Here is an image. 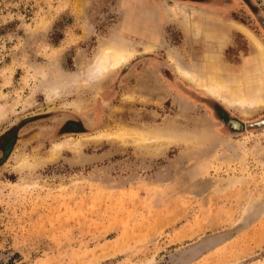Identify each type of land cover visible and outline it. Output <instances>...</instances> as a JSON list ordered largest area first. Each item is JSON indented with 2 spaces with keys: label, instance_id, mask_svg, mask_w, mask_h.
<instances>
[{
  "label": "rangeland",
  "instance_id": "obj_1",
  "mask_svg": "<svg viewBox=\"0 0 264 264\" xmlns=\"http://www.w3.org/2000/svg\"><path fill=\"white\" fill-rule=\"evenodd\" d=\"M231 23L264 44V0H0V264H264V126L246 127L264 106L228 107L169 61L237 75L255 50ZM114 36L137 56L90 83ZM151 129L182 139L128 135Z\"/></svg>",
  "mask_w": 264,
  "mask_h": 264
},
{
  "label": "bare ground",
  "instance_id": "obj_2",
  "mask_svg": "<svg viewBox=\"0 0 264 264\" xmlns=\"http://www.w3.org/2000/svg\"><path fill=\"white\" fill-rule=\"evenodd\" d=\"M129 2H131V0H129ZM169 10L173 18H178L179 20L183 19V22H186V24L190 26L191 15L187 12L188 10L186 11L179 5L172 6ZM192 12L194 11L192 10ZM233 23H231V26L236 27V30H240V32L248 38L255 50L251 65H245L242 71L237 75L231 73L229 68L224 71L223 64L212 55L205 57L202 62L197 63L199 66H195V68L191 66L185 67L179 60L173 59L172 57L169 58V61L174 64L176 72L181 79L193 84L196 88L220 101L222 104L238 109L239 111L241 110L243 114H247L248 112L259 110L264 106V44L244 26ZM195 32L198 35L200 30L197 28ZM128 42V40H120L115 36L106 41H102L95 54V60L87 69L86 79L90 83L99 81L120 68L127 66V64L137 56V51ZM154 46L153 44H146L144 52H153ZM67 82L68 83H66L61 76L59 79L55 78L53 83L51 82L52 84H49V94L57 95L60 85L65 89L68 88L69 82L71 81ZM72 82L76 83V80ZM233 125L234 127H238V124L235 122H233ZM170 130L171 129L131 130L133 132L128 133V135H130L131 137H129L134 143L141 148H148L152 146V142H155L156 144L153 146L161 150L167 149L170 145L182 139L179 135H174L177 133ZM108 136L115 140H123V136L119 132L114 134L101 133L97 137L102 139ZM61 143L62 144L58 143L55 145L57 150H59L61 146H67V144H69V142L63 141ZM35 163L36 161L25 159L19 163V166L21 168L31 167Z\"/></svg>",
  "mask_w": 264,
  "mask_h": 264
},
{
  "label": "water",
  "instance_id": "obj_3",
  "mask_svg": "<svg viewBox=\"0 0 264 264\" xmlns=\"http://www.w3.org/2000/svg\"><path fill=\"white\" fill-rule=\"evenodd\" d=\"M233 122H235L236 124H238L237 129L240 128L241 124H240L239 122H237V121H231V125L233 124ZM262 126H264V118H262V119H260V120H258V121H256V122H253V123H250V124H247V125H246L247 128H260V127H262ZM234 128H235V127H234ZM9 142H10V138H7V139L5 140V147H6V145H7Z\"/></svg>",
  "mask_w": 264,
  "mask_h": 264
}]
</instances>
